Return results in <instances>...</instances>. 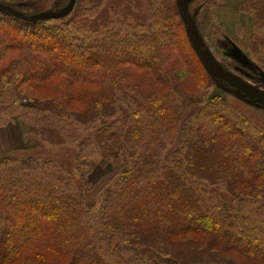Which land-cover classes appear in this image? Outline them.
<instances>
[{"label":"trees","instance_id":"trees-1","mask_svg":"<svg viewBox=\"0 0 264 264\" xmlns=\"http://www.w3.org/2000/svg\"><path fill=\"white\" fill-rule=\"evenodd\" d=\"M49 20L0 11V115L47 144L75 142V172L1 154L0 264H264V126L205 99L218 79L176 1L155 0L147 24ZM91 163L110 166L98 183Z\"/></svg>","mask_w":264,"mask_h":264},{"label":"rangeland","instance_id":"rangeland-1","mask_svg":"<svg viewBox=\"0 0 264 264\" xmlns=\"http://www.w3.org/2000/svg\"><path fill=\"white\" fill-rule=\"evenodd\" d=\"M67 1L10 0V4L25 11L24 13L32 14L49 9H61L66 6L63 5L68 3ZM154 8L155 0H101L93 15L86 13L84 7H79L66 18L49 20L48 23L60 24L71 20L77 26L85 28H97L100 24L116 28L122 21L147 24ZM263 10L264 0H195L191 7L200 36L217 61L264 91V48L261 54L251 49L253 39L264 42ZM212 96L224 98L229 104L239 107L264 126V108L245 98L227 83L215 81L205 99ZM21 103L28 104L24 98L21 99ZM4 125L7 128L2 130L10 132L13 138L16 135L17 139L11 143L9 149L1 151L0 156H9L18 161L33 156L37 159L51 160L56 171L63 168L75 172L74 157L77 152L75 142L70 140L64 144H47L39 136L28 131L27 125L16 116L9 118L0 115V126ZM65 130L71 132L70 135H83L81 131L75 130L74 126L67 125ZM94 158L96 154L92 153L91 159ZM90 165L84 166L83 171L89 173V178L96 183L110 170L108 165L105 167L96 163ZM89 195L92 196L93 192H89ZM102 200V198L98 200V205L103 202ZM150 252L152 250H143V257L147 258ZM236 257L245 261L237 254Z\"/></svg>","mask_w":264,"mask_h":264},{"label":"water","instance_id":"water-1","mask_svg":"<svg viewBox=\"0 0 264 264\" xmlns=\"http://www.w3.org/2000/svg\"><path fill=\"white\" fill-rule=\"evenodd\" d=\"M193 0H176L178 14L183 22V27L188 41L206 72L213 78L223 81L235 88L245 98L264 108V91L257 85L243 79L240 75L232 72L213 56L205 46L200 36L197 24L189 11V5ZM76 0H68L65 7L55 10L49 9L32 14L24 13L3 2H0V11L20 20L35 23L41 19L63 18L71 13Z\"/></svg>","mask_w":264,"mask_h":264},{"label":"crops","instance_id":"crops-1","mask_svg":"<svg viewBox=\"0 0 264 264\" xmlns=\"http://www.w3.org/2000/svg\"><path fill=\"white\" fill-rule=\"evenodd\" d=\"M8 123H10V122H8ZM5 128H7L5 125L4 126H0V152L1 151H5L6 149H9L11 147V143H13L17 139L16 135H14L15 138H13L11 136L10 132H6V130H2V129H5Z\"/></svg>","mask_w":264,"mask_h":264}]
</instances>
